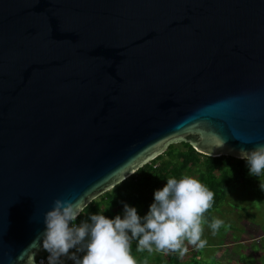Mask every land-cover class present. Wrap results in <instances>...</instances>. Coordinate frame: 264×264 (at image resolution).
<instances>
[{"label": "water", "instance_id": "95a60500", "mask_svg": "<svg viewBox=\"0 0 264 264\" xmlns=\"http://www.w3.org/2000/svg\"><path fill=\"white\" fill-rule=\"evenodd\" d=\"M175 143L264 146V0H0V264Z\"/></svg>", "mask_w": 264, "mask_h": 264}, {"label": "clouds", "instance_id": "9594fccd", "mask_svg": "<svg viewBox=\"0 0 264 264\" xmlns=\"http://www.w3.org/2000/svg\"><path fill=\"white\" fill-rule=\"evenodd\" d=\"M239 158L246 161L250 175L264 173V146L250 152L241 149ZM260 188L264 191V184ZM213 203L214 193L199 180L191 176L168 178L166 185L154 192V202L143 218L136 208L124 204L123 218L94 214L89 216L90 222L76 226L77 217L83 213L80 201L57 199L44 217L42 249L49 253L48 264H63L61 257L74 264H138L132 254L135 240L137 252L177 253L182 258L188 252L186 243L205 248V213ZM224 226L220 219L209 225L213 235ZM72 249L76 251L70 254ZM77 253H83L82 257Z\"/></svg>", "mask_w": 264, "mask_h": 264}, {"label": "trees", "instance_id": "16d2710c", "mask_svg": "<svg viewBox=\"0 0 264 264\" xmlns=\"http://www.w3.org/2000/svg\"><path fill=\"white\" fill-rule=\"evenodd\" d=\"M233 165L235 170L231 168ZM195 171L198 180L214 193L213 207L205 213V220L209 224L214 220V211L225 200L231 182L249 185L252 183L247 177L249 169L243 159L230 155H204L189 143H181L179 146L171 144L163 154L141 167L112 190L102 194L100 200H93L79 216V222L85 221V216L89 217L92 211H98L100 208H103L102 213L107 218L114 219L119 215V210L124 209V204L139 208L138 215L143 218L154 202V192L161 190L168 178L192 177L191 174ZM219 171L221 173L218 175ZM260 177L264 178V173ZM174 262L179 263L177 256H174Z\"/></svg>", "mask_w": 264, "mask_h": 264}, {"label": "rangeland", "instance_id": "374dc122", "mask_svg": "<svg viewBox=\"0 0 264 264\" xmlns=\"http://www.w3.org/2000/svg\"><path fill=\"white\" fill-rule=\"evenodd\" d=\"M231 168L236 167L233 165ZM191 175L198 180L196 171ZM247 177L252 180L251 185L231 182L225 200L214 211V219L224 221L225 226L213 235L210 224H204L202 239L207 241L204 249L186 243L188 252L181 258L177 253L137 252L136 241L133 240L132 254L138 264H175L174 256L178 257V264H264V191L260 188L264 178L249 173ZM136 209L139 214L140 209ZM102 211L103 208L92 211V215ZM123 214L124 209H120L121 218ZM85 218V221L90 222L89 217Z\"/></svg>", "mask_w": 264, "mask_h": 264}, {"label": "built area", "instance_id": "2783aa9c", "mask_svg": "<svg viewBox=\"0 0 264 264\" xmlns=\"http://www.w3.org/2000/svg\"><path fill=\"white\" fill-rule=\"evenodd\" d=\"M75 224L76 226H79V217H77ZM69 226L71 227L72 225L70 224ZM75 251V249L70 250V254ZM77 255L82 257L83 253H77ZM48 256L49 253L41 249L40 252L37 254L36 264H48ZM61 260L63 261V264H74V262L71 259H68L67 257H61Z\"/></svg>", "mask_w": 264, "mask_h": 264}]
</instances>
